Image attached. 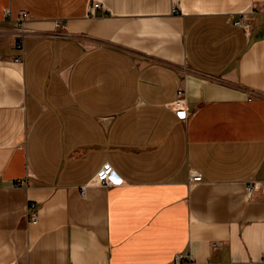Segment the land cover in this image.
<instances>
[{
	"label": "crops",
	"instance_id": "obj_1",
	"mask_svg": "<svg viewBox=\"0 0 264 264\" xmlns=\"http://www.w3.org/2000/svg\"><path fill=\"white\" fill-rule=\"evenodd\" d=\"M0 264H264V0H0Z\"/></svg>",
	"mask_w": 264,
	"mask_h": 264
},
{
	"label": "built area",
	"instance_id": "obj_2",
	"mask_svg": "<svg viewBox=\"0 0 264 264\" xmlns=\"http://www.w3.org/2000/svg\"><path fill=\"white\" fill-rule=\"evenodd\" d=\"M100 3L95 2L93 6H91V14L93 16H96L97 10L100 8ZM177 6H174V12H177ZM10 16V14H8ZM29 19V14L26 11L21 12L19 19L15 22V28L17 31L16 39H15V45L22 53L24 52V41L25 36L29 34L28 29L26 28V22ZM236 24L239 26H242L246 29H251L252 27V19L247 14H242L241 18L236 21ZM64 24L62 22L57 23V27L60 28ZM22 58V55L18 58L20 60ZM171 109L177 116L184 120L187 119V105L185 103L184 98L182 97V94L179 95V98L171 105ZM117 174L115 170L112 167L106 166L94 179V183L97 185H106L111 186L114 184V179L116 178ZM193 182H198L202 180V176L199 173H193L191 177ZM253 187H250V192L253 191ZM36 204L33 202L31 204V208H35ZM30 220L34 223L38 221V215L36 212H32L30 215ZM184 259V256H178L176 258V261H180Z\"/></svg>",
	"mask_w": 264,
	"mask_h": 264
},
{
	"label": "rangeland",
	"instance_id": "obj_3",
	"mask_svg": "<svg viewBox=\"0 0 264 264\" xmlns=\"http://www.w3.org/2000/svg\"><path fill=\"white\" fill-rule=\"evenodd\" d=\"M56 27H57V25H56ZM14 28H15V24H14ZM58 28V27H57ZM60 29H66V25L64 24L62 27H60ZM15 30V36H16V34H17V31H16V28L14 29ZM26 37V36H25ZM16 46V45H15ZM17 48V47H16ZM18 49V48H17Z\"/></svg>",
	"mask_w": 264,
	"mask_h": 264
},
{
	"label": "water",
	"instance_id": "obj_4",
	"mask_svg": "<svg viewBox=\"0 0 264 264\" xmlns=\"http://www.w3.org/2000/svg\"><path fill=\"white\" fill-rule=\"evenodd\" d=\"M109 121V120H108Z\"/></svg>",
	"mask_w": 264,
	"mask_h": 264
}]
</instances>
